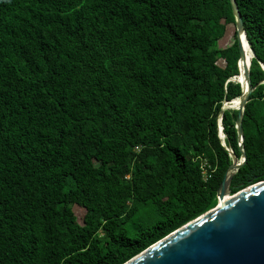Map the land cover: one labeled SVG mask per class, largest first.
<instances>
[{
    "label": "trees",
    "instance_id": "trees-1",
    "mask_svg": "<svg viewBox=\"0 0 264 264\" xmlns=\"http://www.w3.org/2000/svg\"><path fill=\"white\" fill-rule=\"evenodd\" d=\"M236 2L242 141L230 0H0V264H122L213 208L233 156L231 193L264 179V0Z\"/></svg>",
    "mask_w": 264,
    "mask_h": 264
},
{
    "label": "water",
    "instance_id": "water-1",
    "mask_svg": "<svg viewBox=\"0 0 264 264\" xmlns=\"http://www.w3.org/2000/svg\"><path fill=\"white\" fill-rule=\"evenodd\" d=\"M230 3L244 74V85L240 84L242 94L236 105V127L242 141V110L253 86L249 79L250 60L246 59L241 41L242 35L245 38L241 13L236 0H230ZM244 161V154L240 159L233 156L217 189V204L213 208L122 264H264V179L235 193L229 189L232 174Z\"/></svg>",
    "mask_w": 264,
    "mask_h": 264
},
{
    "label": "rangeland",
    "instance_id": "rangeland-1",
    "mask_svg": "<svg viewBox=\"0 0 264 264\" xmlns=\"http://www.w3.org/2000/svg\"><path fill=\"white\" fill-rule=\"evenodd\" d=\"M233 31H234V26L233 25H228L227 26V30L225 31L224 35L218 40V47L222 48V47H226L228 46L232 40H233ZM236 77H233L232 79L235 81H238L235 79ZM240 83V82H239ZM241 84V83H240ZM228 105H226L225 103H223V107L227 108ZM228 107H236L234 104H229ZM220 128V127H218ZM221 129V128H220ZM220 129H218V133H219V137L221 139V141H224V134L223 132H220ZM74 212L78 217V220H80L81 216H82V209L80 207H74Z\"/></svg>",
    "mask_w": 264,
    "mask_h": 264
},
{
    "label": "bare ground",
    "instance_id": "bare-ground-1",
    "mask_svg": "<svg viewBox=\"0 0 264 264\" xmlns=\"http://www.w3.org/2000/svg\"><path fill=\"white\" fill-rule=\"evenodd\" d=\"M241 41H242V43H243V47H244V49H245L246 59H247V61H249L250 58L253 56V53H252V51L250 50V48H249V46H248V43H247V41H246V39L244 38L243 35L241 36ZM239 69H240L241 73H240V75H238L235 79L238 80V81H240L241 84L244 85V78H243L244 74H243V66H242V62H241V60L239 61ZM232 80H233V79H232ZM233 81H235V80H233ZM238 100H239V98H235V99H233V101H231V102H225V104L228 105V106H229V104H234V105L236 106V105L238 104ZM228 106H227V107H228ZM219 127L221 128V124H220V123H219ZM220 128H219V129H220ZM220 132H222V131L220 130Z\"/></svg>",
    "mask_w": 264,
    "mask_h": 264
},
{
    "label": "built area",
    "instance_id": "built-area-1",
    "mask_svg": "<svg viewBox=\"0 0 264 264\" xmlns=\"http://www.w3.org/2000/svg\"><path fill=\"white\" fill-rule=\"evenodd\" d=\"M204 166H205V162L202 163V173H203V177L206 178V174H205V169H204Z\"/></svg>",
    "mask_w": 264,
    "mask_h": 264
}]
</instances>
